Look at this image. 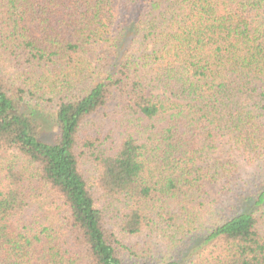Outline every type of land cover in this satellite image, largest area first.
Segmentation results:
<instances>
[{
    "label": "trees",
    "instance_id": "obj_1",
    "mask_svg": "<svg viewBox=\"0 0 264 264\" xmlns=\"http://www.w3.org/2000/svg\"><path fill=\"white\" fill-rule=\"evenodd\" d=\"M160 230L150 264H264V0H0V264Z\"/></svg>",
    "mask_w": 264,
    "mask_h": 264
},
{
    "label": "rangeland",
    "instance_id": "obj_2",
    "mask_svg": "<svg viewBox=\"0 0 264 264\" xmlns=\"http://www.w3.org/2000/svg\"><path fill=\"white\" fill-rule=\"evenodd\" d=\"M47 125L43 136L46 141H53L57 136V128L53 122H50V118L46 119ZM172 236V230H160L149 236L147 233L136 236H130L125 238V244L128 247L126 251V264H150L157 258V254L160 253L163 247L168 244L170 237ZM153 256V257H152Z\"/></svg>",
    "mask_w": 264,
    "mask_h": 264
}]
</instances>
